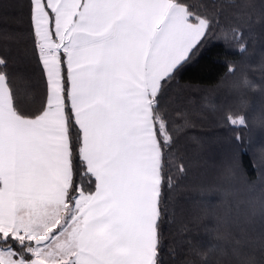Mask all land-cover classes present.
<instances>
[{
    "label": "snow or ice",
    "instance_id": "1",
    "mask_svg": "<svg viewBox=\"0 0 264 264\" xmlns=\"http://www.w3.org/2000/svg\"><path fill=\"white\" fill-rule=\"evenodd\" d=\"M26 7V67L10 70L0 51V264H165L176 141L162 101L214 37L223 42L241 31L221 20L226 9L242 15L244 6L26 0ZM7 35L0 26V38ZM33 79L39 92L26 105L21 94ZM224 119L248 125L239 111L229 109ZM259 158L264 164V148ZM175 167L181 175L188 170L183 160ZM200 206L211 213V204ZM221 229L228 233L227 217L216 219L213 230ZM189 251L188 264H212L206 251ZM232 251L241 255L238 247Z\"/></svg>",
    "mask_w": 264,
    "mask_h": 264
},
{
    "label": "trees",
    "instance_id": "2",
    "mask_svg": "<svg viewBox=\"0 0 264 264\" xmlns=\"http://www.w3.org/2000/svg\"><path fill=\"white\" fill-rule=\"evenodd\" d=\"M234 2L244 6L243 14L226 9L221 23H239L241 31L228 32L223 42L219 34L214 37L162 101L176 141L170 155L165 264H188L193 245L206 251L212 264H239L249 256L264 259V164L259 158L264 148V10L261 0ZM2 3L0 26L8 35L0 38V51L9 57L10 70H22L31 48L26 0ZM31 83L21 94L26 105H32L39 92L38 81ZM229 109L246 115L247 127L230 126L224 119ZM180 160L188 169L183 175L175 167ZM233 165L234 173L228 174ZM204 188L212 191L203 193ZM202 202L212 205L211 213ZM226 217L228 233L214 231L216 219ZM233 247L241 250L240 256Z\"/></svg>",
    "mask_w": 264,
    "mask_h": 264
}]
</instances>
